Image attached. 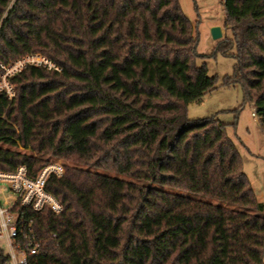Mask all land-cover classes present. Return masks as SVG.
<instances>
[{"label":"trees","instance_id":"16d2710c","mask_svg":"<svg viewBox=\"0 0 264 264\" xmlns=\"http://www.w3.org/2000/svg\"><path fill=\"white\" fill-rule=\"evenodd\" d=\"M224 7L217 50L237 63L222 84L241 83L264 124V0ZM198 44L179 0H0V63L41 52L64 67L0 93V170L69 161L46 182L61 212L16 207L41 243L30 264H264L237 143L188 115L218 86Z\"/></svg>","mask_w":264,"mask_h":264},{"label":"rangeland","instance_id":"374dc122","mask_svg":"<svg viewBox=\"0 0 264 264\" xmlns=\"http://www.w3.org/2000/svg\"><path fill=\"white\" fill-rule=\"evenodd\" d=\"M182 10L191 19L199 36L198 63L206 62L210 75H217L218 86L209 90L200 101L188 104L192 119L217 116L226 123L228 134L237 143L244 159V169L250 177L258 200L264 202V125L253 115L254 103L248 99L241 83L223 85L226 75L234 72L237 59L217 50L218 42L232 34L227 27L224 0H179ZM221 25L224 37L214 39L211 29ZM22 148V147H21ZM51 161L65 166V158Z\"/></svg>","mask_w":264,"mask_h":264},{"label":"built area","instance_id":"2783aa9c","mask_svg":"<svg viewBox=\"0 0 264 264\" xmlns=\"http://www.w3.org/2000/svg\"><path fill=\"white\" fill-rule=\"evenodd\" d=\"M29 67H41L61 72L64 67L51 57L33 52L10 62L0 63V93L13 99L17 94L14 77ZM253 115L258 118L257 109L253 105ZM65 166L50 161L32 177L26 165H20L13 171L0 170V264H30L31 257L40 251L41 243L32 229L33 222L20 219L17 205L41 210L50 206L61 212L63 204L46 189V182L51 174L63 175ZM26 224L29 228H26Z\"/></svg>","mask_w":264,"mask_h":264},{"label":"water","instance_id":"95a60500","mask_svg":"<svg viewBox=\"0 0 264 264\" xmlns=\"http://www.w3.org/2000/svg\"><path fill=\"white\" fill-rule=\"evenodd\" d=\"M211 34L214 39H220L224 37V31L221 25H215L211 29Z\"/></svg>","mask_w":264,"mask_h":264},{"label":"crops","instance_id":"0c3cea01","mask_svg":"<svg viewBox=\"0 0 264 264\" xmlns=\"http://www.w3.org/2000/svg\"><path fill=\"white\" fill-rule=\"evenodd\" d=\"M259 119H260V122H261V126H263L264 124H263V122H262V120H261V118L259 117Z\"/></svg>","mask_w":264,"mask_h":264}]
</instances>
